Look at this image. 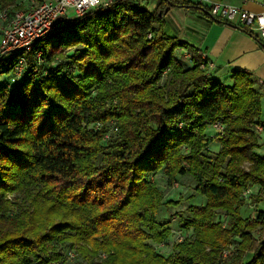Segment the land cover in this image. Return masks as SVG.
Returning <instances> with one entry per match:
<instances>
[{"label":"trees","instance_id":"1","mask_svg":"<svg viewBox=\"0 0 264 264\" xmlns=\"http://www.w3.org/2000/svg\"><path fill=\"white\" fill-rule=\"evenodd\" d=\"M176 8L210 18L187 0H158L152 11L140 0H113L39 40L15 91L0 84V264H65L67 247L86 264H227L221 253L234 239L242 242L232 264H264V211H240L252 186L260 187L252 202L264 201V158L255 153L262 96L246 71L225 85L177 56L187 49L196 65L202 60L161 33ZM72 48L70 61L47 67ZM15 60L0 58V77ZM205 120L227 124L214 159ZM179 123L184 131L174 130ZM161 170L170 188L191 177L206 200L187 209L182 228L193 234L167 257L154 246L171 233L158 214L177 203H164L148 180ZM8 193L19 196L16 215Z\"/></svg>","mask_w":264,"mask_h":264},{"label":"built area","instance_id":"2","mask_svg":"<svg viewBox=\"0 0 264 264\" xmlns=\"http://www.w3.org/2000/svg\"><path fill=\"white\" fill-rule=\"evenodd\" d=\"M187 1L207 8L212 20L238 25L258 36L264 43V0L263 11L259 13L226 4L220 0ZM112 2L113 0H42L27 11L0 9V23L3 25L0 34V58L8 55L16 58L14 72L21 80L29 74L26 54L34 49L39 40L54 31L58 23L80 19L89 12L109 6ZM181 51L188 67L198 66V69L207 76L212 75L217 69L215 63L205 55L202 56L201 63L196 65L190 52L180 49ZM37 59L39 64L44 61L41 53ZM204 124L206 129L215 131V136L211 138H222L225 135L227 124L223 120H205ZM174 130L184 131V123H179ZM258 131H261V127H258ZM183 148L186 149V147ZM225 254H229V250H226Z\"/></svg>","mask_w":264,"mask_h":264},{"label":"crops","instance_id":"3","mask_svg":"<svg viewBox=\"0 0 264 264\" xmlns=\"http://www.w3.org/2000/svg\"><path fill=\"white\" fill-rule=\"evenodd\" d=\"M220 1L251 12L263 11V0ZM199 12L184 8L173 9L166 16L161 33L167 38H176L190 44L201 56L205 55L214 62L217 69L212 74L213 79L225 85L232 84L231 75L236 70L246 71L252 76L254 88L262 96V115L259 119L261 131H258L259 146L255 153L264 158V50L252 36L244 31V28L214 21ZM183 50L191 53L187 49ZM179 53L182 51L179 50ZM214 144L217 145L216 150L220 149L219 142L211 143V149L214 150ZM256 188H259L260 192V187L256 186ZM252 191L254 192L255 189H249L246 196L251 195ZM263 202L253 203L250 198L248 206L252 210L251 215L246 218L256 217L258 212L264 211L258 209ZM246 208L244 205L240 210L242 217Z\"/></svg>","mask_w":264,"mask_h":264},{"label":"rangeland","instance_id":"4","mask_svg":"<svg viewBox=\"0 0 264 264\" xmlns=\"http://www.w3.org/2000/svg\"><path fill=\"white\" fill-rule=\"evenodd\" d=\"M42 0H20L19 4L17 7H10V8H0L1 9H9V10H21V11H27L30 10L33 6H36L38 3H40ZM141 6L144 8L152 11L155 9L157 5V0H140ZM58 23L57 25H59ZM2 27L3 25L0 23V34L2 33ZM50 51L54 50V46L49 48ZM74 53V48L72 49H66V50H61L57 55L55 61L51 64V66H48L49 68H56V66L61 63V62H66L70 61V56ZM28 54V53H27ZM179 58H184L183 54H177ZM27 60V59H26ZM185 60V59H184ZM28 63V60H27ZM28 66V64H27ZM29 67V66H28ZM47 68V69H49ZM15 72H11L8 74H4L0 77V84H3L6 86L8 89L11 91H15L19 85V83L22 81L18 77L16 78ZM95 129H98V126H92ZM101 128V127H99ZM115 133L117 130H114ZM256 131L258 132V126L256 127ZM211 136H215V131L212 129H205L204 131V139L208 140L209 145L207 146L209 150H206L209 152L210 157L214 159L216 155L220 152L222 149L221 144L220 149L216 150V144L213 145V149H211L210 144L211 143H217L219 142L220 138H211ZM106 144V143H104ZM182 152L185 153L187 152V149H184L183 147L181 148ZM148 180L155 184L156 187L163 193L164 198L163 202L168 203V202H173L177 203L176 205L172 206H163L160 209V212L158 214V221L159 223H170V229L171 233L168 239V242L165 243L164 245H154L155 248L157 249V252L164 256H170L173 253V247L175 244H178L185 240L186 238H190L193 234V229L186 230L182 228V222L185 219H189L191 215L188 213L187 209L190 206L194 205H204L205 204V198L196 194L194 188L196 186L195 181L191 177H178L177 182L175 185L170 188L167 183V177L165 176V173L163 170H161L158 173L151 174L148 176ZM250 189H255V191L251 194L246 196L245 199V204L246 208L244 210L243 218H246L248 215H251V207L248 206V203L250 202V198L252 195H257L259 194V188H256V186H252ZM4 202H10V209L12 215H16L19 208L17 204H19V196L17 194H11L8 193L4 199ZM252 202V200H251ZM244 207V206H243ZM259 210H264V202L261 204V206L258 208ZM248 211V212H247ZM247 214V215H246ZM251 218V217H249ZM218 220L221 223H224V226H226V218L223 216H220ZM242 241L239 239H234L229 245H227L222 253H221V259L226 260L227 264H232L236 262V252L239 248V245ZM226 250H230V254H225ZM251 259V256H247L245 259V263L249 262ZM65 264H86L85 259L81 256L78 255L76 252L71 250V248L67 247V253L64 257Z\"/></svg>","mask_w":264,"mask_h":264}]
</instances>
